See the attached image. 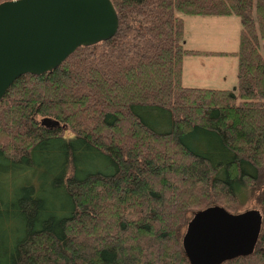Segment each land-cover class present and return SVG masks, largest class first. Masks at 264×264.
I'll return each instance as SVG.
<instances>
[{
	"label": "trees",
	"instance_id": "1",
	"mask_svg": "<svg viewBox=\"0 0 264 264\" xmlns=\"http://www.w3.org/2000/svg\"><path fill=\"white\" fill-rule=\"evenodd\" d=\"M110 1L109 39L0 98V264H189L190 214L244 203L253 251L221 264H264V0ZM229 16L234 52L185 46V17ZM226 54L234 89L182 84L184 56Z\"/></svg>",
	"mask_w": 264,
	"mask_h": 264
},
{
	"label": "water",
	"instance_id": "2",
	"mask_svg": "<svg viewBox=\"0 0 264 264\" xmlns=\"http://www.w3.org/2000/svg\"><path fill=\"white\" fill-rule=\"evenodd\" d=\"M117 16L110 0H6L0 2V98L22 74L55 69L75 48L109 39ZM231 89H234L232 87ZM42 125H57L46 117ZM262 212H229L218 205L193 211L181 235L189 264H221L254 248Z\"/></svg>",
	"mask_w": 264,
	"mask_h": 264
},
{
	"label": "rangeland",
	"instance_id": "3",
	"mask_svg": "<svg viewBox=\"0 0 264 264\" xmlns=\"http://www.w3.org/2000/svg\"><path fill=\"white\" fill-rule=\"evenodd\" d=\"M239 21L236 17H185L184 41L189 49L234 52L238 43ZM236 58L223 56H184L181 82L206 88L231 89L235 85ZM150 121L155 117L151 116ZM70 131L65 130L64 137ZM244 203L242 208H250Z\"/></svg>",
	"mask_w": 264,
	"mask_h": 264
},
{
	"label": "crops",
	"instance_id": "4",
	"mask_svg": "<svg viewBox=\"0 0 264 264\" xmlns=\"http://www.w3.org/2000/svg\"><path fill=\"white\" fill-rule=\"evenodd\" d=\"M184 43H185V41H184ZM198 57H201V56H198ZM185 86H194V85H188V84H187V85H185ZM195 87H196V86H195Z\"/></svg>",
	"mask_w": 264,
	"mask_h": 264
}]
</instances>
